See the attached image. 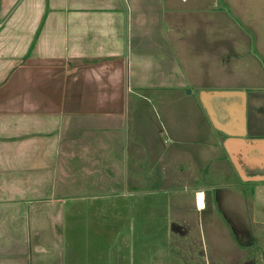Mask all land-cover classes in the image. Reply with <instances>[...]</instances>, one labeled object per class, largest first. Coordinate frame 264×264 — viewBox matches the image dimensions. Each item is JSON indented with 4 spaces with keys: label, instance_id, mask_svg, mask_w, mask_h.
I'll list each match as a JSON object with an SVG mask.
<instances>
[{
    "label": "crops",
    "instance_id": "obj_1",
    "mask_svg": "<svg viewBox=\"0 0 264 264\" xmlns=\"http://www.w3.org/2000/svg\"><path fill=\"white\" fill-rule=\"evenodd\" d=\"M247 4L0 0V264H214L216 238L264 237V129L227 133L241 98L214 94L207 112L193 96L174 122L126 114L136 92L161 109L189 87L218 92L226 76L195 77L240 54L246 29L227 8ZM246 90L258 121L264 88ZM155 207L200 247H167Z\"/></svg>",
    "mask_w": 264,
    "mask_h": 264
},
{
    "label": "rangeland",
    "instance_id": "obj_2",
    "mask_svg": "<svg viewBox=\"0 0 264 264\" xmlns=\"http://www.w3.org/2000/svg\"><path fill=\"white\" fill-rule=\"evenodd\" d=\"M219 1L221 2L222 0ZM244 1L245 3L246 1L248 2V8L247 5L242 8L240 10V13L242 14L233 12L229 6L227 8V11L230 10L229 13L232 14L231 16L233 18L230 15L229 16L232 18L233 22H237L241 24V26H245L246 29L244 33L247 35V37L243 38L244 40H241V42L237 44V47H240V54L238 56L232 57L230 63L226 64V67H223L220 64H216V68L219 71L213 70L211 72L210 66H208L205 72L201 73L200 76L195 77L197 79H200V77L204 79L200 80V83H203L205 79L212 80L213 78H215L216 75H218L217 72L226 76V84L224 86H217L213 91L244 90L246 88V91L249 92L251 91L250 89H255L257 87L264 88V69H262V72H259V75L257 76L252 75V72L257 71V67L254 66L253 68V65H261L259 62H262L264 66V11H261L262 8L252 6V3L256 2V0ZM261 2V6L264 7V0H261ZM253 25L258 29V31H253ZM221 45L222 44L218 42L216 44V47ZM257 51L260 55V59L258 58L260 61L253 63V57L250 53H254ZM224 55L226 57L227 53H225ZM219 65L221 66L220 69L218 68ZM130 76L131 73H129V77ZM191 88L192 87H189L185 90V95L182 96L183 100L181 101V103L184 101V104L182 106H178V104H175L176 101L173 95H168V107H162V109L161 105L158 103V101H156V98H154L153 96H146L143 91L136 92V94L133 95H129L126 102V108L128 109L126 111L127 122H167V118L164 113L167 110L170 114L168 122H174L170 120L173 119L175 112H178V118H180L181 116H186L188 113L193 112V109L191 107L192 100L194 99L193 96H196L197 98L200 96L197 93L192 95L190 92ZM197 91L198 90H196V92ZM262 94L264 96V90H262ZM145 97H148V99H146ZM258 122L259 124H257V126L260 127V129H264V120H261L260 118ZM165 211L169 213L168 208L163 209L161 207H155L152 210V212L158 216V222L152 223V231H166L168 233L169 242H167V247L176 249L183 248V250L184 248H199V240L197 241L188 237H182L181 235H178V232L175 229V226H178V223H175L171 219L172 217H174V215L169 214V217L167 216L166 219H164V216L162 217V215ZM181 226H183V224H180L178 228H180ZM148 229L150 232V226ZM171 231H175V233ZM257 236L259 237L258 239L250 241L242 239L236 240L234 238H216V244H209L213 249L215 261L214 264H236L240 260H243L245 257H248V260L254 258L256 264H264V237H262L263 233L261 231H258ZM150 244L148 243L146 244V246L149 247Z\"/></svg>",
    "mask_w": 264,
    "mask_h": 264
},
{
    "label": "water",
    "instance_id": "obj_3",
    "mask_svg": "<svg viewBox=\"0 0 264 264\" xmlns=\"http://www.w3.org/2000/svg\"><path fill=\"white\" fill-rule=\"evenodd\" d=\"M214 94L216 96H238L239 98H241V112H240V116L239 118L237 117L238 121L241 123V128L239 131L233 132V131H227V133L229 135H236V136H245L246 132H245V123H248V125L250 124V122H248V118H247V112L248 110L251 109V102H250V98L252 96V94H245V92L243 91H218V92H213V93H207L205 91H201L200 93V100L203 103L205 109L207 112H211L212 109V101L211 98H213ZM255 95V94H253ZM246 98V102H244ZM244 108H245V113H244Z\"/></svg>",
    "mask_w": 264,
    "mask_h": 264
},
{
    "label": "flooded vegetation",
    "instance_id": "obj_4",
    "mask_svg": "<svg viewBox=\"0 0 264 264\" xmlns=\"http://www.w3.org/2000/svg\"><path fill=\"white\" fill-rule=\"evenodd\" d=\"M251 109L253 110V109H255V107H252ZM251 109L248 110V112H247V118H248V122H250V124H249L250 127H251L252 122L256 121L258 123V121H259V120L258 121L254 120L256 116H253ZM257 110H258L259 114L261 115V120H264V103H262V105H260ZM249 134H250V132H249Z\"/></svg>",
    "mask_w": 264,
    "mask_h": 264
},
{
    "label": "bare ground",
    "instance_id": "obj_5",
    "mask_svg": "<svg viewBox=\"0 0 264 264\" xmlns=\"http://www.w3.org/2000/svg\"><path fill=\"white\" fill-rule=\"evenodd\" d=\"M203 199V198H202ZM201 202V201H200ZM201 205V204H200Z\"/></svg>",
    "mask_w": 264,
    "mask_h": 264
}]
</instances>
